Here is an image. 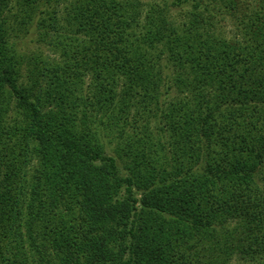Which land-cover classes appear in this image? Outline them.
Listing matches in <instances>:
<instances>
[{
    "label": "trees",
    "instance_id": "16d2710c",
    "mask_svg": "<svg viewBox=\"0 0 264 264\" xmlns=\"http://www.w3.org/2000/svg\"><path fill=\"white\" fill-rule=\"evenodd\" d=\"M234 259L264 264V0H0V264Z\"/></svg>",
    "mask_w": 264,
    "mask_h": 264
},
{
    "label": "rangeland",
    "instance_id": "374dc122",
    "mask_svg": "<svg viewBox=\"0 0 264 264\" xmlns=\"http://www.w3.org/2000/svg\"><path fill=\"white\" fill-rule=\"evenodd\" d=\"M250 4V7L254 5V0H245ZM53 5V4H52ZM221 29L227 34H232L234 30V24L230 19H226L222 24H220ZM20 32L17 34H13L15 38L13 41L16 42L17 50L24 55H34L41 54L45 58H53L54 55L52 52L46 47L44 43H42L39 38L37 31L34 25H26L24 28L19 30ZM110 149L107 148L106 155L110 154ZM121 175L123 172L120 170ZM231 264H247L241 263V261H236L234 259Z\"/></svg>",
    "mask_w": 264,
    "mask_h": 264
}]
</instances>
